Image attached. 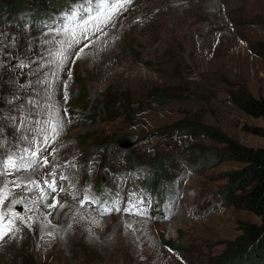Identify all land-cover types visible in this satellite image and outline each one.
<instances>
[{
    "label": "rangeland",
    "instance_id": "374dc122",
    "mask_svg": "<svg viewBox=\"0 0 264 264\" xmlns=\"http://www.w3.org/2000/svg\"><path fill=\"white\" fill-rule=\"evenodd\" d=\"M53 3H33L21 19L0 23V62L9 69L21 61L28 65L10 79L2 77L7 71L0 68V106L12 108L7 101L20 85L44 97L45 86L37 77H47L56 85L53 100L67 121L60 137L45 146L50 136L46 95L42 118L28 110L16 133L27 140H14L11 127L0 135V143L7 137L4 146L15 157L23 156L31 142L44 148L48 159L64 158L62 171L54 169L57 165L51 170L37 166L8 177L28 176L37 183L9 185L12 196L5 204L20 201L12 211L29 226L17 220L21 230L16 238L0 242V264H215L245 223L261 219L218 193L225 173L242 163L204 166L192 152L215 153L224 147L197 132L209 126L244 146L264 147V137L242 129L263 126L261 119L249 117L230 99V92L243 90L264 98V57L257 54L264 46V0H133L106 26L99 16L108 14L106 2ZM73 12L85 19L91 13L87 39ZM72 29L80 43L68 51L83 48L82 58L69 55L74 62L59 70L57 52L64 50L61 41ZM198 41L206 45L200 62L192 57ZM65 80L66 102L59 83ZM130 103L137 104L135 111ZM21 108L0 107V122L11 115L19 126ZM120 134L137 139L120 146L115 141ZM5 158L0 149V161ZM51 171L58 174L54 194L39 179L48 180ZM86 194L96 199L81 206ZM53 195L65 208L47 206ZM104 206L121 211L102 216Z\"/></svg>",
    "mask_w": 264,
    "mask_h": 264
},
{
    "label": "trees",
    "instance_id": "16d2710c",
    "mask_svg": "<svg viewBox=\"0 0 264 264\" xmlns=\"http://www.w3.org/2000/svg\"><path fill=\"white\" fill-rule=\"evenodd\" d=\"M55 6L53 0H0V23L20 18L33 3ZM51 4V5H50ZM32 15L30 19H33ZM264 20V18H263ZM264 57V46L257 51ZM84 99L86 96H84ZM87 98V97H86ZM83 99V100H84ZM232 104L252 118L261 119L263 126L243 125L249 134L264 137V98L254 97L245 90L230 92ZM111 108L116 109L113 102ZM118 114L121 112L118 111ZM222 143L223 148L213 153L209 149L194 150L198 163L212 166L225 161L242 163L240 168L225 173L226 182L218 190L220 197L236 208L260 217V223H245L241 233L227 241L215 264H264V147L244 146L214 127H203L197 132Z\"/></svg>",
    "mask_w": 264,
    "mask_h": 264
},
{
    "label": "snow or ice",
    "instance_id": "6c2138e0",
    "mask_svg": "<svg viewBox=\"0 0 264 264\" xmlns=\"http://www.w3.org/2000/svg\"><path fill=\"white\" fill-rule=\"evenodd\" d=\"M92 2V0H90ZM102 3L106 2L108 5L109 12L107 15L104 14V12H99V16L103 19L101 20V24L106 26L107 24L111 23L114 16L119 15L120 10L124 9L126 5H131L133 3V0H101ZM73 17H76L78 20V26L81 27V34L83 38L87 39V29L90 27L89 20L92 19L91 13L88 14V18L85 19L83 15L77 17L76 13H72ZM97 31H101L102 28L100 25L96 26ZM80 43V40L76 37L75 29L68 31L67 39L64 41H61V44L65 46L64 50H58L57 55L59 57V60L56 64V68L59 70H66L62 68V65H65L69 62L68 56L74 55L77 57V59L82 58L83 48L79 49V52L70 53L68 50L72 49L75 45H78ZM87 47V45H85ZM18 59V57H14ZM15 67H18L20 69L28 67V65L24 64L22 61L19 65H16ZM39 67H43L42 65ZM0 68L4 69L5 71H9L10 69L7 67V65L3 62H0ZM39 70V69H38ZM69 78L71 77V71L70 69L67 70ZM36 75V73H34ZM40 75H43V73H40ZM50 75L56 79H58L56 75V71H51ZM37 82L40 84H43L45 86V92L48 97V107L50 109L48 113V120L47 125L50 130V136H45L43 144L46 146L49 142V139L55 141L57 138L60 137L61 132L60 129H62L65 126V121L63 119V116L66 115V112L64 111H58V104L53 100V88L56 87L54 82H50L47 77H45L43 80L37 77ZM60 85H62L63 90V100L66 102L68 100V82L60 81ZM19 88L21 90L24 89V85H20ZM13 99L19 100L20 97L17 96L15 93H12ZM29 103L33 104L35 106L36 101L29 100ZM7 103L11 104L12 100L7 101ZM19 110V109H17ZM16 117L14 116H7L4 118L2 122H0V135H3L5 132V129L8 127H11L13 139H22L27 140V137L23 136H16V133L21 132L20 126H18L16 123ZM23 123L22 121L20 122ZM7 137H4V143H0V149H3V155L6 157L2 161H0V177H4L3 181L0 182V242L5 241V239H15L16 234L21 230L19 226L17 225V220H19V223L25 224L26 227L29 225L26 223V220L22 216H18L15 212L12 211V207L14 204L19 203L20 201L11 199L8 204H5L6 200H9V197L12 196V188L9 187L11 184L15 188L20 187H26L27 183L35 185L37 182L31 178L28 177H17L14 180H9L8 177L13 175L14 173L24 172L28 171L29 169L35 171L36 167H44L46 166L49 161L47 156L43 155V152L45 151L42 147H34L31 145V142H29V147H25L22 151L24 153L23 156L15 157L14 154L7 151L5 148V144H7ZM52 151H56L55 148L52 149ZM51 153H49L50 155ZM43 161V163H41ZM50 177H52L51 182L48 180H44L43 183L47 184L48 188L51 190V193H56L58 190V182L55 178L54 173L48 174ZM60 180H65L67 177L60 176ZM19 180V183L17 182ZM27 182V183H26ZM59 191H64V189L61 187L59 188ZM87 192V190H86ZM45 197L42 196L41 199H44ZM73 200L76 199L75 196L72 197ZM95 196H89L85 195L83 200L80 201L81 206H83L84 203H91L93 200H95ZM99 203V201H97ZM50 208H56L57 206L61 209L65 208L64 203H58L55 195L51 197V203L47 205ZM121 211L119 207H114L112 209L107 208V206H104L100 212V214L106 215L110 213L111 211ZM123 211L129 212L128 208H124ZM51 215V213H49ZM167 218V217H165ZM27 220H31V217H28ZM95 223H98V221H94ZM49 236H52L53 234L51 232L48 233Z\"/></svg>",
    "mask_w": 264,
    "mask_h": 264
},
{
    "label": "bare ground",
    "instance_id": "6f19581e",
    "mask_svg": "<svg viewBox=\"0 0 264 264\" xmlns=\"http://www.w3.org/2000/svg\"><path fill=\"white\" fill-rule=\"evenodd\" d=\"M196 46H197L196 51L193 53L192 57L198 59V61H199L200 57H203L202 56V52H203V50H205L206 45L204 44L203 41H201V42L198 41V42H196ZM211 53L213 54V51ZM12 67L13 68H11L9 71H7L5 73V75H2V77L4 79H10V78H15L16 76H21L22 73L19 72L18 67H15V65H13ZM24 84L26 85V82H24ZM12 93H15L17 96L20 97V99L19 100H15V99H13V96L11 95V100H12L11 107L12 108H9L8 105H4V106H0V107L2 109H5V110H13V109L17 110L19 106H22V108L20 109L21 114H20V119H19V126L21 124L20 123L21 121L22 122L26 121L28 110H33L35 112H38L37 117H39L40 119L42 118L41 112L43 111L44 107L46 106V100H47L46 95L44 97H39L36 94H32V93H30V88H28L27 86H26V88L24 90L16 89ZM29 100H32V101H36L37 100L36 102H38V103H36L35 106H34L33 104L28 102ZM28 104H30L32 106V108H29ZM46 109H48V107ZM0 111H2V110L0 109ZM0 117H2V116L0 115ZM49 133H50V131H49ZM62 160H64V158L53 157L51 159H48L49 163L45 166V169L49 170L50 167H52L54 165H57L54 169H58L59 168L60 170H58V171H62L61 170V165H62L61 162H62ZM51 169L52 168H50V170ZM52 171H51V173H53ZM56 176H58V174H55V178H56ZM26 177H28V176H26ZM46 178L49 180V176L48 177L46 176L45 179ZM39 179L43 183L44 179L42 178V176H40Z\"/></svg>",
    "mask_w": 264,
    "mask_h": 264
},
{
    "label": "water",
    "instance_id": "95a60500",
    "mask_svg": "<svg viewBox=\"0 0 264 264\" xmlns=\"http://www.w3.org/2000/svg\"><path fill=\"white\" fill-rule=\"evenodd\" d=\"M136 103H130L128 105L129 109L131 111H135L136 110ZM137 137L136 136H128V135H116L115 136V141L120 145V146H127L132 144L134 141H136Z\"/></svg>",
    "mask_w": 264,
    "mask_h": 264
}]
</instances>
